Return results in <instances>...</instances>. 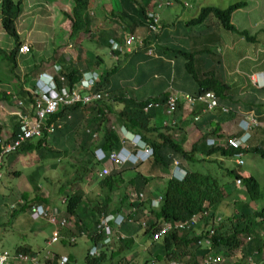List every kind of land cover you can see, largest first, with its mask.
I'll list each match as a JSON object with an SVG mask.
<instances>
[{"label": "trees", "instance_id": "16d2710c", "mask_svg": "<svg viewBox=\"0 0 264 264\" xmlns=\"http://www.w3.org/2000/svg\"><path fill=\"white\" fill-rule=\"evenodd\" d=\"M176 1L180 2L179 0ZM120 2L123 6L120 15L135 21L138 25H142V22L147 25L149 20L147 9L156 5L148 0H120ZM26 5V0H3L2 4L3 24L7 32L14 38L15 46L10 51L12 55L8 58L14 71L18 66L17 55L22 43L17 21L23 11L28 8ZM246 6V1L230 4L227 8L207 5L197 8V15L188 22L178 23L187 25L190 30L198 27V34L200 35L204 30L211 29L213 19L219 28L236 32L246 40L256 42L255 34L251 35L248 30H239L233 23L234 13ZM89 9V0H74L73 14L72 16H66L72 22L71 32L73 34L91 31V26L95 23L100 10L98 9L93 13ZM45 31L52 30L50 27H46ZM164 34L170 33H165L163 29L161 34L153 35L150 32L144 40L142 54H144L143 52L147 54L151 45H155L156 51L159 40ZM173 40L174 42L178 41L176 39ZM172 47L171 58L184 57L187 60L186 66L194 79L193 82L197 83L198 88L190 93L199 95L207 91H214L221 105L233 108L228 114L230 115L229 118L241 112L247 113L243 110L244 107H239L240 104L237 98L228 97L227 89L228 87L232 89L231 86L214 77L204 79L201 83L197 81L198 75L194 69V64H197V56L201 52H192L178 43H175ZM31 51H33V47H31ZM163 57L159 58L161 62L165 59ZM53 61L55 62L56 59L50 58V60L46 61L47 64H41L40 67L45 69L44 65L48 68L54 65L59 66L62 68L61 76L67 78L69 86L78 79L80 74L79 67L72 59H68V57L63 55L58 60V64H52ZM37 67L38 64L35 65V69ZM115 69L116 67L102 72L101 80L94 89L96 93L107 95L102 98L103 100L100 99L99 102L88 106L92 108H88L82 103H77L76 105L59 104L58 108L48 115L46 119L47 125H42V135L25 142L20 150L16 152L17 155H31V159L36 161L33 173V188L38 191V194L34 203L43 206H50L51 199L41 192L39 187L41 182L38 181V178L42 177V183L45 179L49 181V177L45 176V168L49 165L53 169L58 167L56 163L48 164V161L74 155L75 159L82 165L80 170H77L73 177L66 180L58 190V196H61V203H65L66 215L76 221L77 228L60 227L57 229L55 225L48 223L55 227L53 234L55 231L59 233L57 241L53 243L61 242L63 244L76 245L80 239L87 238L90 242V247L87 250L85 260L89 264H123L124 262L126 264L133 262V259H130L128 255L131 254L137 244L138 238H143L148 243L147 240H153L154 232L163 223L186 220L194 214L210 211L209 216L201 219L197 224L199 227L188 228L183 232L172 231L163 239L155 241L146 254L144 262V264L154 261L157 264H172L173 262H176V264H200V257L211 250L200 248L197 243L199 237L195 232L199 228L207 227L209 222L212 224L211 220L219 212L220 205H222L226 196L235 194L232 199V213L228 215L226 212L221 211L224 216L226 213L225 220L217 228L213 237L214 245L211 249L213 253L232 258L233 260L237 259L241 261V264L248 263L249 258L264 264V236L257 230V228L264 225V207L261 210H255L252 206L253 202L264 200L257 177L252 174L237 173L234 168H226L225 173L227 176L233 175L234 178L218 184L215 176L191 169L189 163L197 164L201 161L194 156L195 151H203L205 146L197 142L189 150L184 147L185 137L182 134L185 131L182 129L184 125L183 122L180 125L177 119L178 113L182 111L183 103L177 106L174 113L168 115L165 111V102L170 94L167 92L165 94L157 92L145 99L128 96L127 90L119 94L117 85L114 87L109 80V78H112V71ZM128 87L135 88L137 86L129 82ZM21 91V98H26L30 95V91L24 88H21ZM6 99L10 101L8 96H6ZM32 100L33 96H29L27 103L29 104V101ZM157 105L159 106L156 107ZM197 106L200 105L198 104ZM251 106L245 107L246 110L250 111ZM196 107L191 117L198 119L200 116H196L197 113H201L204 109L203 106H201V109ZM111 113L116 114L127 130L140 135L142 140L153 151L152 157L145 164L143 173L135 172L127 180L128 182L125 181L123 173L135 170L138 167L131 163L118 165L108 175H99L104 168L105 161L97 159L95 150L100 148L107 153V156L113 150L119 151L122 147L119 135L109 126L108 115ZM164 117L166 120H163ZM195 119H192L194 125L198 124ZM49 127H52L53 131L49 132L47 130ZM18 132L19 126L16 124L8 140H15ZM212 133V135L218 137L222 136L217 130ZM207 135L209 134H206L203 139ZM254 142L256 140H253L252 146L247 150L209 146L207 147V154L209 156L218 154L226 160H233L239 152L258 154L264 157V147L254 145ZM174 159L179 160L181 165H185L188 168L185 178L183 180H178L174 177L167 178L164 188L153 191L150 188L153 178L150 176L151 173H146L145 169L167 174L174 164ZM71 166L74 167L75 164H71ZM97 167H100V169L95 172ZM239 178L242 183L237 184L236 180ZM86 179L100 186V196L90 199L84 189V183L87 182ZM125 183L132 188L123 194L120 191V187ZM40 192L41 194H39ZM140 193L144 194L142 199L138 198ZM134 194L137 197H134ZM146 194L148 199L144 201ZM158 196H162V200L159 207H154L152 205L153 200ZM108 215L122 217L120 224H116L114 221L110 222V227L112 228L110 235L99 228L102 219ZM252 235H254V238L251 241H247V237ZM144 236L148 237V239L146 240ZM107 237L111 238L109 243H105ZM72 238H75V241H72ZM50 239L51 237L47 241ZM95 245L100 249L99 256H91L89 254V250ZM16 251L31 255L40 254L26 245H20L16 248ZM51 253L55 254L54 252ZM59 256L57 255L56 257L59 258ZM45 257L43 258L45 264H49L50 261ZM68 257V264H74V261H76L75 256L70 254ZM134 264H137V262Z\"/></svg>", "mask_w": 264, "mask_h": 264}, {"label": "rangeland", "instance_id": "374dc122", "mask_svg": "<svg viewBox=\"0 0 264 264\" xmlns=\"http://www.w3.org/2000/svg\"><path fill=\"white\" fill-rule=\"evenodd\" d=\"M89 1H91L90 4H93V11L98 10V3H101V1L108 3L106 10H109L111 7H115L114 11L119 12L121 9L118 6V0ZM172 1L174 2L173 5L164 7L160 12L161 17L165 20H169L172 17H180V19L182 18L186 20L190 16L197 15L196 8L200 6L203 7L207 5H212L220 8H227L230 4H234L239 1L247 2L246 7L239 9L237 12L234 13L233 23L239 30H248L251 35L255 34L257 39L256 42L247 41L236 32L227 31L225 29L220 30L219 28H217L215 29L216 32H214L218 36H220L221 33L224 32L221 36V43L225 41V44H218L217 48L214 50L221 56V65L226 71L224 73V79L228 84H231L232 87H234V92H236V94L238 95L241 92V89H243L245 93L250 92L251 90L249 89L251 87V75L253 73H257L261 70H264V0H180L182 3L175 2L174 0ZM184 2H189L192 6L184 7ZM31 3L32 6L26 8L17 21V27L20 36L21 38L23 37L25 41L29 42L32 46L33 44L31 42H35V45H37L36 49L44 51L48 56H50V58L58 59L62 53L66 52V49L69 45L68 40H70L72 22L70 21L69 17L66 16H72L74 0H40V3L37 5H35L33 2ZM105 15L109 17V14ZM212 21L213 24L216 23L215 20L212 19ZM46 27H50L52 31H45ZM214 27H216V25H214ZM81 37L88 39L90 36L87 33H83L80 37L72 36L71 43L74 45V40H76L78 43L76 45L82 44ZM227 37L231 40H229V43L226 44ZM88 45V42L82 44V46ZM0 47L4 50H10L14 47V42L12 38L4 31H1L0 33ZM75 47L76 46H74L73 48ZM44 48L46 49L43 50ZM89 50L93 51L95 54L100 53L99 49L95 51L90 47V45ZM78 52L79 55L76 58L78 61H82L84 59V49H81V51H77V53ZM3 65L4 62H0V84H2L3 86L5 85L6 88L12 89L15 92H19L20 90H18L17 87L18 85H20V81L19 78L16 77L17 75H15L14 69L11 68L8 71V68H3ZM258 87L261 88L260 85ZM256 90L259 91L260 89ZM257 107L260 111L264 110L263 105L255 103V108ZM16 110L17 108L13 103H6L3 100L0 101V121L5 126L7 125V129L9 131L18 122V119L12 114V112ZM239 115L242 117L241 113ZM118 123V119L114 115H112L110 117L109 124L111 129L112 126H115L117 130L121 129V126H118ZM209 142L207 143V146L204 147L203 151H195L194 156L201 161L197 164L189 163L190 168L202 172L204 174H210L215 176L218 180V184L226 182L227 180H230V178H234L233 175L227 176V174L225 173L226 168H234L237 173H241L244 175L252 174L257 177L260 182L264 199V157L258 154L253 155L251 153H247L245 155V164L242 167H238L234 159L226 160L224 157H221L218 154L209 156L207 154V147H209ZM200 144L204 143L201 142ZM192 146L193 145L188 143L187 147L191 149ZM20 158L21 161H18L19 157H17L13 165L7 163L3 168V171L5 173L6 184L11 188L19 187L23 189L25 179H28V176L31 174L29 173L30 168L35 167L36 161L31 159V155L29 156L28 154H23L22 156L20 155ZM51 163L58 164V167L56 169H53L51 165H49L45 168V174L47 177H49V181H46L47 179H45L42 184V188L49 192L51 202L53 201L55 204H58L59 206L63 207V204L61 203V196H58L59 187L62 186L66 180L71 179L75 172L77 170H80L82 165L77 161V159H75L74 155L59 160L48 161V164ZM146 163L141 164L140 169L142 171L144 168L142 165H145ZM71 164H75V166L73 167L71 166ZM11 169L21 170L24 175L19 177H12L10 175ZM99 169L100 167H97L95 169V172H97ZM145 171L147 174L155 173L154 176H151L153 178V180L151 181V185L158 189H162L163 187H165L166 177H171V170L170 172L168 171L167 174H161L158 171H149L147 168L145 169ZM134 173V170L123 173L125 181L128 182L127 180ZM86 180L87 182L84 183V189L86 190V193L90 197V199H94L100 196V186L98 184L89 182L88 179ZM38 181L42 182L43 179L39 177ZM130 188L132 187L129 184L125 183L120 187V191L125 194L126 191ZM234 195L235 194L227 195L222 205H220L219 213L217 216L222 217L223 222L225 220L226 213L228 215L232 213V199ZM147 199L148 196L146 194L144 201ZM252 206L255 210H261L264 207V200L253 202ZM9 211L10 216L7 215L6 219L8 223L4 220L3 223L5 224H0V249H6L11 253H14L15 247L17 246V244H19L20 241H23V238L21 237L22 232L18 231L10 221L12 215L11 212L13 210L11 208H8L6 212L8 213ZM221 211L226 212L225 216L222 215ZM36 221L45 224L44 227H42L38 232H36V234H38V237L41 239L39 247L43 251H56L62 254H72L76 258L74 264H89L85 260L87 250L90 247V243L86 239H80L76 245H71L69 243L63 244L61 242L49 245L47 243V240L52 236V232L55 227L49 225L47 221L43 219H39ZM257 230L261 233H264V230H262L261 228H257ZM145 238L146 240L148 239V237ZM141 239L143 238H138V241ZM147 242L148 243H146V241L137 242L131 254L128 255L130 259L134 260V263L137 262V264H144L146 254L152 248L153 245L151 239H148Z\"/></svg>", "mask_w": 264, "mask_h": 264}, {"label": "crops", "instance_id": "0c3cea01", "mask_svg": "<svg viewBox=\"0 0 264 264\" xmlns=\"http://www.w3.org/2000/svg\"><path fill=\"white\" fill-rule=\"evenodd\" d=\"M122 10L123 7H121V11ZM110 14L111 17H108L104 13L102 14V12H99V15L95 21V26H92L93 28H95V30H92V32L88 33L90 37L88 39L81 37L82 44L88 42L93 50L96 51L97 49H99L100 53L95 54L93 51L89 50V45L82 46V49H84V59L81 61V63L78 64H81L83 71L98 70L100 73L105 72L107 69L116 67V69L112 71V78H109V80L112 82V85L114 87L115 85H117V91L119 92V94H122L127 90L126 93L128 96L136 97L138 99H145L149 96H152L153 94H156L157 92L159 94H165V92L169 93L170 87H172L176 92L195 91L198 86L196 82H193L194 79L192 78V74L189 72L186 66L187 60L184 57L177 59L171 58L173 49L172 46L175 43H178L179 45L192 52H201L197 56V64H194V69L196 70L198 75V82L201 83V81H203L204 79L214 77L232 87V85L228 84L224 79V73L226 71L221 65V56L214 50L217 48L218 44H225V41L221 43V36L224 32H222L220 36L215 33V29L219 28L217 23L213 24L212 21L213 27L211 26V29H206L202 34L199 35L198 27L190 30L187 25H184L183 23L181 25L178 23H186L196 15L190 16L186 20L182 18L180 19V17H172L169 20H165L161 17L163 31L170 34H164L161 36L159 45L157 46V48L159 49L156 48L155 51L157 55H149L145 52H143L145 55L142 54L144 45L141 48H137L135 50L137 52L134 51L133 53L126 54H123L124 52L118 54L117 52H114L113 54H110L109 39H116L120 42H123V40L128 37L126 36L129 34L128 32H132L142 38L144 41L145 37H147L148 35L146 24L141 20L140 21L142 22V25H138L135 21L124 17L126 18V23L122 22L121 25L119 19L116 18L117 15H113V12L111 11ZM214 25H216V27H214ZM127 28L128 31H126ZM219 29L222 30V28ZM173 39H176L178 41L174 42ZM243 39L245 38L243 37ZM229 40L231 39H228L227 37L226 44L229 43ZM77 51L78 45H76L75 49L71 50V53L74 57L76 56ZM162 56H164L163 58H165L163 59V62H161V60L159 59ZM263 72L264 70H261L251 75V87L249 89L251 90L250 92L245 93V91L241 89V92L238 95L236 94V92H234V87H232V89L228 87L227 92L229 98H237V101L240 104V108L244 107L243 110H245V112L253 113L254 116L258 119L261 126L258 127V130H255L251 145L253 144V140H256V142H254V145H261L264 147V110L260 111L258 107L255 108V103H259L260 105L264 106ZM129 82L136 84L137 87H128ZM259 85L261 86V88L258 87ZM256 89L260 90L258 91ZM248 105H253L251 106L250 111L246 110L245 108ZM196 108L201 109L202 107L197 106ZM192 114L193 111L188 109L187 106L183 105L182 111L177 115V119L180 125L182 122L184 125V128L182 126L181 127L183 130H185L182 134L186 139L184 147L187 150L190 149L187 147L188 143L193 145L197 142H203L204 144H202V146L206 147L210 139L212 140L214 137H217L216 135H212V132L215 130H217V132H219L222 136L235 135V133L240 132L238 120V118L241 117L240 115L235 114L232 118H229L230 115L220 111H202L201 113H197L196 116L200 117L198 119H195V117H191ZM192 119H195L198 124L194 125L192 123ZM163 120H166L165 117L163 118ZM218 128H220V130H218ZM206 134L209 135H207V137L203 139ZM17 157H19L18 161H21L20 155L12 154L6 156L4 160L5 163L3 162L4 165L2 167V170L7 163L13 165ZM142 166L145 168L146 165ZM140 168L141 166L136 167L134 172L139 171L143 173ZM34 171L35 167L30 168L29 173L31 174L28 176V179H25L23 189L19 187L11 188L10 186H8L5 181V173L4 171H2L4 176L3 179L0 180V224H5L3 223V221H6L7 215L10 216V211L8 213L6 211L8 210V208H11L13 211L11 212L12 215L10 221L18 231L22 232L21 237L23 238V241H20L19 244H17L15 250L20 245L31 247L32 250L40 253L37 255H39V259L42 258V261L44 260V255L48 252L70 256V254H62L56 251H43L39 247L41 239L38 237V234H36V232L44 227L45 224L39 223L34 220L31 217L27 206L24 205L34 203V200L37 198L38 191L33 188ZM10 172V175L12 177H19L24 175L21 170L11 169ZM154 174L155 173H151L150 176H154ZM42 184L43 183L41 182L39 185V187L41 188V192L50 197L49 192L42 188ZM150 188L153 191H157L158 189L156 187H153V185H151ZM41 192L39 194H41ZM50 204L52 206L58 205L53 201ZM82 239L87 240V238ZM144 241L145 239H141L138 242ZM37 264L42 263L38 261Z\"/></svg>", "mask_w": 264, "mask_h": 264}, {"label": "clouds", "instance_id": "9594fccd", "mask_svg": "<svg viewBox=\"0 0 264 264\" xmlns=\"http://www.w3.org/2000/svg\"><path fill=\"white\" fill-rule=\"evenodd\" d=\"M26 1H27V5L26 6H28V7L29 6H32V3L31 2H33L35 5L40 3V0H26ZM148 1L153 2L155 4H156L157 1H159L160 3H162L161 7H157V5H155L153 8L147 9V14H148L149 20H148V23L146 25L147 30L149 29L148 30V34L150 32L153 35H155V34H161L162 33V29H163V25H162L161 13L160 12H161V10L164 7L173 5L174 2L172 0H148ZM174 1L177 2L176 0H174ZM90 3H91V1H90ZM185 3L186 2L183 3V6L184 7H191L192 6L189 2H188L189 3V6H186ZM2 4H3V0H0V33H1V31L6 32L12 38V40L14 42V38L7 32V29L5 28V26L3 24ZM98 4H99V8L98 9L100 10V12H102V14L103 13L104 14H109V17H111V14H110V11H111V12H113V15H117L116 18L119 19V22L121 23V25H122V22L126 23V18H124V17H122L120 15L121 9H120L119 12H115L114 11V8L115 7L114 8L111 7L109 10H106V7L108 6V3H105L103 1H101V3H98ZM92 6H93V4H90L89 11L94 13ZM118 6L120 8L123 7L121 5L120 0H118ZM201 7L202 6H200L198 8H201ZM153 11H155L158 14V16H159V22H158L159 23V30L157 32L152 31L150 29V27H149V24L152 21L151 20L152 18L150 17V13H153ZM92 26H95V23H93ZM92 26H91V31L90 32H92V30H95V28H93ZM126 31H128V28L126 29ZM90 32H84L83 31V32H80L78 34H75V33L73 34V32H71L70 33V40H68L69 45H68V47L66 49V52L62 53L59 56V58L56 59L55 62L54 61L52 62V64H58V60L61 58V56L64 55L65 57H68V59H72L75 62V64L77 65V67H79L78 69H79L80 74L78 75V79L72 85L70 84V86L67 83V78L64 77V76H61L62 68H60L59 66L54 65L53 67L48 68L46 65H44L45 69L42 68V67H40L41 64H47L46 61L47 60H50V56H48L44 51L37 50L36 49L37 48V45H35V42H31L33 44V46H32L29 42H26L23 37L21 38L22 43H21V46L19 48L18 55H17L18 66L15 69V75H17L16 77L19 78V81H20V85H18L17 89L20 90V91L19 92H15L12 89L6 88L5 85L3 86L2 84H0V99H1L0 101L3 100L6 103H13L16 106L17 110L14 111V112H12V114H13L14 117H16L18 119V122L16 124H18V126H19V132H18L17 138L15 140H8L9 139V136L11 135V133H12V131L14 129V127L9 131L7 129V125L5 126L0 121V125L2 126L0 128V155H1L2 162H4L6 156H9V155H12V154H16V152H18L20 150L21 146L25 142H27L29 140H32V139H35L37 137H40L42 135V134H40L39 136L36 135V136L27 137V138L22 139V135H23L22 124H21V120L19 118V115L16 113L18 111H22L24 113L32 112L31 113L32 119H34V118L36 119L34 110H32V107H31V105L33 106V104L35 103V99H34L35 98V95H34V92H36L37 90H42V91H46L48 93V95H51V94H54L55 91L62 92V89L65 88L66 90H68L70 92H73V91L77 92L82 98H84L85 96H90V98H91L92 96H94L96 94H99V93L94 92V89L96 87V84L101 80V73L98 70L83 71L82 70V67H81V64H78V63H81V61H78L77 58H76L79 55V52L76 54L75 57L71 53V50L75 49L73 47L76 46V44H78L77 41L74 40V43L75 44L73 45L71 43V37L72 36H79L80 37L83 33H87L88 34ZM128 33L129 34L126 35L128 37L125 40H123V42H120V41H118L116 39H109L110 54H113L114 52H117V54L118 53H122V52H124L123 54L133 53L137 48H141L144 45V41H143L142 38H140L139 36H136L132 32H128ZM131 38H133V41L131 42V45L129 46L130 50H128L127 41H128V39H131ZM113 43H118L121 46V50H118V49L117 50H114L113 49ZM14 46H15V44H14ZM31 47H33V51H31ZM12 49H10V50H4L3 48L0 47V62H4L3 68H5V69L8 68V71H9V69L12 68V64H10V61L8 59L12 55V53L10 52ZM45 49L46 48H44L43 50H45ZM81 49H82V44L78 45V51L79 50L81 51ZM148 49L149 50L147 51V53L149 55H157L156 52H155V45H151V47H149ZM150 50L153 51L152 54L149 53ZM36 64H38L37 69H35V65ZM94 72L98 73L99 77L97 79H95L94 82L91 85H89L90 75H92V73H94ZM26 77H28V78H26ZM21 88H24L25 90L30 91L29 92L30 93L29 96H33V100L32 101H29V104L27 103V101L29 99V96H27L26 98H21L20 97V94L22 93ZM212 92H214V91H212ZM185 93L192 94V93L186 92V91L176 92L172 87L169 88V93L168 94H170L169 96H171V94H182L183 95ZM201 94H203V93H201ZM99 95L101 96L100 98H96V97L95 98H92L91 99V102H89V103H85L83 101V99H81L78 102H74L72 104H66V105H76L77 103H82V105H86L88 107L90 105H93L95 102H99L100 99H102L103 97H106L107 96V95H102V94H99ZM6 96H8L10 98V101H8L6 99ZM18 101H22V104L21 105L18 104ZM180 103H183V105L184 106H187L188 109H190L191 111H193L194 108L196 107L195 106L194 108H190L185 103V101L182 98L179 99L177 106H179ZM62 104H64V103H62ZM199 105L200 106H203L204 111H209V112H216V111L222 112L221 109H220V107L227 106V105H221L220 102H219V108H217L214 111H210V110L207 109V107L204 104L200 103ZM229 107H231V106H229ZM88 108H92V107H88ZM118 109H119V107H118ZM162 109H163V107H162ZM232 110H233V108L231 107V110L228 113H225V114H229ZM241 114H242V117L239 118V129H240V132L235 133V135L220 136V137L221 138H226V137H231V136H236V135L241 136L242 134H244V135L245 134L246 135H249L250 134L249 145L251 147L252 146L251 143H252L253 134H254L255 130H258V128H255L253 130H247V129H245V123H242V120L244 119V115L249 114V113H243V112H241ZM112 115H114L118 119V117L116 116L115 113L109 114L108 115L109 124H110V117ZM118 121H119L118 126H121V129L117 130L115 126H112V129L115 132H117V134L119 135V137L121 139L122 147H121V149L119 151H121L120 153H121L122 157L124 159H126V162L124 164L131 163L134 166H141V164H144V163L148 162L149 159L153 155V153L150 154V155H148V153L145 151V146H148V145L142 140V138L140 137V135L135 134V133L127 130L123 126V124L121 123V121L119 119H118ZM240 124H241V126H240ZM217 137H214V138H217ZM18 141H20V144L16 147L15 150H13L10 153L2 154V151H3L4 147H6L8 145H16V143ZM210 147H212V146H210ZM215 147H217V146H215ZM100 151H102L105 154H107L105 151H103L100 148L96 149L95 150V153L100 152ZM107 156L105 155V158L103 159L105 162L107 161ZM175 161H179V160L174 159V162H173L174 164H173L172 168L170 169L171 170V177L172 178L173 177L174 178H177L178 180H183L185 178L186 174H187L188 168H186L185 165H181L180 162H179V165L176 167ZM124 164H122V165H124ZM3 165L4 164H2V167H3ZM116 168H117V166H114L113 170L116 169ZM1 171H3V170L1 169ZM3 176H4V174H3ZM171 177H166V179L167 178L169 179ZM2 179H3V177H2ZM160 202H159V204H160ZM62 204H63V207H61L59 205H57V206H52V205H50V206H43V205L37 204V203L24 204V205L27 206L28 211H29L31 217H32V213L30 211L31 210V207L34 206V205L42 206L44 209H46L48 211L56 212L57 214H59V216L61 218H66L68 220V224L65 227L77 228V226L75 224L76 221H74V219H72V218L71 219L68 218L67 215H66L65 203H62ZM157 207H159V205ZM208 212L210 214V211H208ZM218 213L219 212H217L216 214L218 215ZM217 215L214 216V218H220L219 221H216L215 223H212V224L209 222V224H208L207 227L202 228V229L199 228L195 232V233H197V236L199 237L197 243L200 246V248L207 249V250H211L210 252H207L203 256L200 257V262H199L200 264H202V259L204 258V256L206 254H208V253H213V251H212V249L210 247L209 248H206V247L200 245L199 244V240L201 238H203V234H204L205 231H208V230H210V228H213V227L215 228V231H217V228L221 226V224L223 223V219H222V217H219ZM222 215H223V213H222ZM34 220H36V219H34ZM69 221H70V223H69ZM211 222H212V220H211ZM197 227H199V226L197 225ZM259 228H261L262 230H264V225H262ZM259 233H261V232H259ZM261 235L264 236V233H261ZM253 238H254V235L248 236L246 240L247 241H251ZM49 241H47L48 244H49ZM49 245H51V244H49ZM92 248L89 250V254H90ZM4 251H8V250L0 249V252H4ZM14 253H24V252H17L15 250ZM46 254L44 255V257L46 256ZM55 254H56V256L57 255H60V254H57V253H55ZM214 254H216V253H214ZM90 255L91 256H99V255H93V254H90ZM217 255H220V254H217ZM34 256L38 257V259H39V255H34ZM61 256H67V255H60L59 257H61ZM222 257H224V256H222ZM225 258L227 260V264H241V261H239L237 259H234L233 260L232 258H228V257H225ZM250 261H255V260H253L252 258H249L248 263H246V264H250ZM39 262L42 263V264L43 263L45 264V260L42 261V258L39 259ZM256 262L258 264H261L258 261H256ZM15 263L16 264L17 263H20V264H32V263H25V262H15ZM15 263H13V264H15ZM126 264H134V261L133 262H130V263H126ZM149 264H157V262L155 261V263H149ZM175 264H176V262H175Z\"/></svg>", "mask_w": 264, "mask_h": 264}, {"label": "built area", "instance_id": "2783aa9c", "mask_svg": "<svg viewBox=\"0 0 264 264\" xmlns=\"http://www.w3.org/2000/svg\"><path fill=\"white\" fill-rule=\"evenodd\" d=\"M157 7H161L162 3L159 1L156 2ZM186 6H189V3H185ZM150 17L152 18L151 23L149 24V27L152 31L157 32L159 30V16L158 14L153 11V13H150ZM133 41V38L128 39L127 45H128V50H130L129 46L131 45V42ZM113 49L114 50H121V46L118 43H113ZM150 54L153 53L152 50L149 51ZM99 77L98 73L94 72L92 75H90L89 78V85H91L95 79ZM37 92V93H36ZM34 92L35 95V103L33 104L32 110H34L36 119H32L31 113L32 112H27L24 113L22 111L16 112L19 115V118L21 120L22 124V130H23V135L22 139L27 138V137H32V136H39L41 134V127L43 124H46V119L49 114L53 113L59 106L60 103L64 104H72L74 102H78L81 99L85 103L91 102L92 98H100L101 96L99 94H96L90 98V96H85L82 98L77 92L73 91L70 92L66 90L65 88L62 89V92L55 91L54 94L48 95L46 91L42 90H37ZM182 98L185 103L190 107L194 108L196 105L202 103L204 104L208 110L214 111L217 108H219V99L217 95L212 92L208 91L200 95H192L189 93L185 94H171L169 96L168 100L165 103V111L168 115L172 114L175 112L177 108V104L179 99ZM18 104H22V101H18ZM157 105L156 107H158ZM150 107V105H149ZM221 111L224 113H228L231 110V107L229 106H222L220 107ZM242 123H245V129L247 130H253L255 128L260 127L261 125L259 124L260 122L258 119L254 116L253 113H249L244 115V119L242 120ZM241 123V124H242ZM240 124V126H241ZM47 125V124H46ZM49 132L53 131L52 127L47 128ZM249 134V133H248ZM249 135H244L242 134L241 136L236 135V136H231V137H226V138H213L210 140L209 145L210 146H219V147H233V148H241L247 150L250 145H249ZM124 143V142H123ZM20 144V141L16 143V145H8L4 147L2 154L10 153L13 150L16 149V147ZM145 151L148 153V155L152 154V149L149 146H145ZM121 151H116L113 150L110 154L107 156V161L105 162L103 170L100 172L99 175H108L114 168V166L122 165L126 162V159H124L120 153ZM97 159L102 160L105 158V153L100 151L96 153ZM245 154L243 152H239L237 156L234 158L236 165L238 167H242L245 164ZM2 160H1V155H0V179L3 177V173L1 171L2 169ZM176 167L179 165V161H175ZM237 184L242 183L241 179L236 180ZM134 197H137L136 194H134ZM144 197L143 193L138 194V198L142 199ZM162 196H159L158 198L153 200L152 205L154 207H157L159 205V202L161 201ZM31 213L32 217L36 220L38 219H44L48 223H51L55 225L58 228L60 227H65L68 224V220L66 218H61L59 214L56 212L48 211L44 209L42 206H37L34 205L31 207ZM209 216V212L207 211H202L200 213L194 214L190 218L182 221H177V222H165L163 223L160 228L154 232L153 235V242L159 241L163 239L166 235L171 233L172 231H178L182 232L185 229H193L197 227V224L201 221V219ZM220 218H212V223H215L216 221H219ZM114 221L116 224H120L122 222V217L121 216H113V215H108L104 217L101 221V224L99 225L100 229H103L107 232L108 235L112 233V228L110 227V222ZM145 226V223H144ZM216 231L215 228H210V230L205 231L203 234V238L199 240V244L206 247V248H212L214 244L213 237L215 235ZM58 231H55L53 236L51 237L49 244L57 241L58 239ZM72 241H75V238H72ZM111 241L110 237H107L105 240V243H109ZM100 249L95 245L90 254L93 255H99ZM46 259L50 261L49 264H68L69 259L67 256H61L59 258L56 257L55 254L48 252L46 254ZM39 261L38 257L27 254V253H11L9 251H4L0 252V264H9V263H15V262H25V263H32V264H37ZM152 263H155L152 262ZM175 264V262H173ZM202 264H227V260L225 257H222L221 255H217L214 253H208L204 256L202 259ZM250 264H258L256 261H250Z\"/></svg>", "mask_w": 264, "mask_h": 264}]
</instances>
